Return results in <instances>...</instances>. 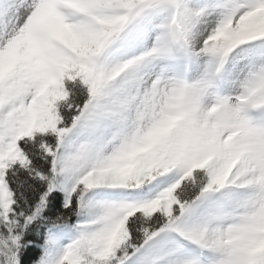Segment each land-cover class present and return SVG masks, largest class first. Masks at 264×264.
Wrapping results in <instances>:
<instances>
[{
	"label": "snow or ice",
	"instance_id": "6c2138e0",
	"mask_svg": "<svg viewBox=\"0 0 264 264\" xmlns=\"http://www.w3.org/2000/svg\"><path fill=\"white\" fill-rule=\"evenodd\" d=\"M0 264H264V0H0Z\"/></svg>",
	"mask_w": 264,
	"mask_h": 264
}]
</instances>
